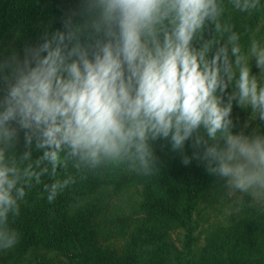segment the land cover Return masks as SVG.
<instances>
[{"label": "clouds", "instance_id": "1", "mask_svg": "<svg viewBox=\"0 0 264 264\" xmlns=\"http://www.w3.org/2000/svg\"><path fill=\"white\" fill-rule=\"evenodd\" d=\"M229 10L264 4L80 0L22 57H0V251L19 243L12 222L34 188L52 203L76 182L70 168L151 177L157 141L239 208L264 210V123L245 131L264 122V38L238 31ZM234 106L249 111L239 131Z\"/></svg>", "mask_w": 264, "mask_h": 264}, {"label": "trees", "instance_id": "2", "mask_svg": "<svg viewBox=\"0 0 264 264\" xmlns=\"http://www.w3.org/2000/svg\"><path fill=\"white\" fill-rule=\"evenodd\" d=\"M79 4L0 0V57L13 50L22 57L25 43L37 42L46 25L62 28L61 17ZM229 14L238 31L246 25L264 38V12ZM247 114L234 106L237 131ZM154 148L161 172L151 177L122 169L77 174L70 168L76 182L52 203L46 194L40 198L42 186L34 188L12 222L19 243L0 251V264H264V210L258 208H239L227 221L214 224L199 251H193L200 205L217 199L224 189L197 161L185 166L166 141H157ZM185 151L191 155L192 149L186 146Z\"/></svg>", "mask_w": 264, "mask_h": 264}, {"label": "rangeland", "instance_id": "3", "mask_svg": "<svg viewBox=\"0 0 264 264\" xmlns=\"http://www.w3.org/2000/svg\"><path fill=\"white\" fill-rule=\"evenodd\" d=\"M258 70L255 69V72ZM249 114L246 115L245 119H248ZM256 123L252 122L248 129H245L246 132H251L252 127L255 126ZM124 203V209L128 205L126 198L122 199ZM239 210V206L236 203L235 199L229 198L225 195L223 191L222 194L215 200L204 202L200 205L199 215H198V229L195 233L198 236V241L193 247L194 252H198L200 246L204 241L205 232L208 228L213 226L218 222L227 221L229 218L233 217ZM178 235L173 232V238L176 239ZM177 240V239H176ZM177 242V241H176ZM177 245L180 246V242H177Z\"/></svg>", "mask_w": 264, "mask_h": 264}]
</instances>
